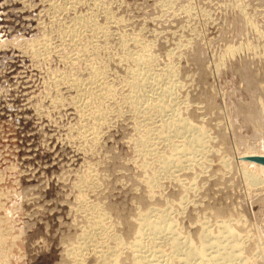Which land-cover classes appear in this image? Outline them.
Returning <instances> with one entry per match:
<instances>
[{
  "label": "rangeland",
  "instance_id": "1",
  "mask_svg": "<svg viewBox=\"0 0 264 264\" xmlns=\"http://www.w3.org/2000/svg\"><path fill=\"white\" fill-rule=\"evenodd\" d=\"M81 2L0 0V264H138L151 209L168 213L167 240H187L192 264L217 255L207 245L224 223L241 239L238 264H264V166L243 159L264 156V0ZM75 17L106 35L72 45ZM127 53L152 56L159 90L172 87L159 108L132 107ZM92 78L110 92L94 91L84 117L71 82ZM182 120L204 137L191 165Z\"/></svg>",
  "mask_w": 264,
  "mask_h": 264
},
{
  "label": "bare ground",
  "instance_id": "2",
  "mask_svg": "<svg viewBox=\"0 0 264 264\" xmlns=\"http://www.w3.org/2000/svg\"><path fill=\"white\" fill-rule=\"evenodd\" d=\"M50 1L52 6H56L62 9V11H72L77 6V4H81L82 0H47ZM53 7V8H54ZM55 7V8H56ZM54 8V9H55ZM57 11V9L55 10ZM106 11V10H105ZM58 13L61 12V10L57 11ZM62 13V12H61ZM64 13V12H63ZM69 13V12H67ZM71 13V12H70ZM60 18V17H59ZM66 23V22H65ZM64 25V24H63ZM90 31L91 33H95L97 35H106V31L102 29L100 26H98L95 23V20H92L90 18L87 19L85 17H75L72 18L70 21L65 24L63 29V36L64 39L70 42L72 45H76L80 38L83 37V34ZM85 36V35H84ZM38 51V50H37ZM39 56V55H38ZM126 57L133 61L134 65L136 64L137 70L134 79L130 82V86H132L134 92L131 97V105L135 110H141L145 105L151 107H155L162 103L160 99L162 96L166 95V97L169 99V97L173 94L172 87H168L164 90H159V85H157L155 74L152 70V65L154 62V59L150 55H132L130 53L126 54ZM90 80V79H89ZM67 81V80H66ZM70 80H68L69 82ZM80 82V81H79ZM84 83V82H83ZM171 83H174V80H171ZM94 78H92L91 81L80 84L71 82V87L75 88L77 91V98L75 104H77V107L79 106L80 113H82V116L89 117L87 115L89 111L90 113L93 111L89 108L91 104L90 101L93 102L94 97V91L97 89L93 87L96 85ZM70 85V84H69ZM101 88V87H100ZM148 88V89H147ZM148 93H147V90ZM151 89V91H149ZM97 98H105L108 96L110 90L109 88H101V90L96 91ZM162 95H161V94ZM94 97V98H93ZM161 97V98H160ZM165 97V98H166ZM164 98V97H163ZM162 100V99H161ZM159 101V102H158ZM163 101V100H162ZM166 101V99H165ZM161 106V104H160ZM149 108V109H150ZM159 108V107H158ZM94 110V109H93ZM156 110V109H155ZM92 116V115H91ZM176 112H173L172 116H169V120H174L176 118ZM101 119V118H100ZM168 120V121H169ZM181 131L177 134H183L186 130H190V125L187 123V121H180ZM187 132L186 134H188ZM192 135L191 137H188L189 145H191V154L188 158H186L187 165H191L195 161L196 156H201V154L204 152V137L199 134L198 132L191 131ZM85 135V134H84ZM145 149V148H144ZM143 149V150H144ZM249 157H261V156H247L245 158ZM264 157V156H262ZM255 164H258L254 161H248ZM261 165V164H258ZM263 165V164H262ZM261 165V166H262ZM264 166V165H263ZM191 166H187L186 168H189ZM162 170L164 174L174 176L176 174V171L173 170L171 172L170 167L166 164V162H162ZM171 173V174H170ZM150 212L147 214L142 215L140 218V223L142 224V232L140 234L139 242L138 244L134 245L132 248L134 250V253L136 255V261L138 264H169L171 260H173L175 257H181L183 259L184 264H192L196 260V254L188 251L187 244L188 241L185 239H169L167 240V235H170L171 233L168 232L170 228V223L168 222V213L166 211H162L159 209H151ZM104 231L100 229L97 232L90 233L86 238H84V245L80 246L78 249H75L74 253L77 255H80L82 253H85L88 246L92 245L96 241L97 235H102ZM3 234V233H2ZM201 240H205V236L203 234L200 235ZM220 237H216V241L213 240L207 245V248H215L217 255H212L209 259H207L205 264H228L230 262H235L234 264H238V257L234 250H232V246L234 243H237L240 245L239 235L235 233V230L232 229L227 225V223H224L223 226L220 227ZM1 239V237H0ZM1 241V240H0ZM184 242L185 246L180 244L179 242ZM207 241H211V239H207ZM168 245V243H172V251L169 255H159V251L156 253V248L158 244L163 243ZM3 242H1L2 244ZM5 246V245H4ZM155 249V250H154ZM1 255V254H0ZM3 256V255H2ZM107 257V256H104ZM205 262V261H204ZM200 263V264H204ZM104 264H111L107 262L105 259H103Z\"/></svg>",
  "mask_w": 264,
  "mask_h": 264
},
{
  "label": "water",
  "instance_id": "3",
  "mask_svg": "<svg viewBox=\"0 0 264 264\" xmlns=\"http://www.w3.org/2000/svg\"><path fill=\"white\" fill-rule=\"evenodd\" d=\"M245 161H254L258 164L264 165V157H249V158H243Z\"/></svg>",
  "mask_w": 264,
  "mask_h": 264
}]
</instances>
